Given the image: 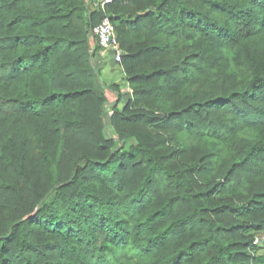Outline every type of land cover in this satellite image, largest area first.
I'll return each mask as SVG.
<instances>
[{"label":"trees","instance_id":"1","mask_svg":"<svg viewBox=\"0 0 264 264\" xmlns=\"http://www.w3.org/2000/svg\"><path fill=\"white\" fill-rule=\"evenodd\" d=\"M111 131L89 0H0V264H260L264 0H116Z\"/></svg>","mask_w":264,"mask_h":264},{"label":"rangeland","instance_id":"2","mask_svg":"<svg viewBox=\"0 0 264 264\" xmlns=\"http://www.w3.org/2000/svg\"><path fill=\"white\" fill-rule=\"evenodd\" d=\"M93 1L94 0H91V2L89 3L92 11L96 10ZM92 44L93 47H95L98 45V41L93 40ZM95 62L99 67L102 80L106 84L104 90L107 94L109 103L107 104L105 123L108 126L109 131H111V117L114 112L115 104H117L118 101L121 100L119 101L117 106L119 108H123L132 95V89L129 82L127 81V74L125 73L121 62H116L112 55H109V58H103L99 50L96 54ZM256 243L262 246L260 255L263 256V260H261L260 264H264V235L258 238Z\"/></svg>","mask_w":264,"mask_h":264},{"label":"built area","instance_id":"3","mask_svg":"<svg viewBox=\"0 0 264 264\" xmlns=\"http://www.w3.org/2000/svg\"><path fill=\"white\" fill-rule=\"evenodd\" d=\"M115 1L116 0H94L93 1L96 9L104 12L105 15L94 26L92 32L96 36L97 41L101 47L100 54L105 57L112 55L114 57V60L120 63L122 62L124 51L122 50L120 46L118 34L115 30V27L110 17L106 14L108 5L112 4ZM90 2L91 0H89V3Z\"/></svg>","mask_w":264,"mask_h":264},{"label":"crops","instance_id":"4","mask_svg":"<svg viewBox=\"0 0 264 264\" xmlns=\"http://www.w3.org/2000/svg\"><path fill=\"white\" fill-rule=\"evenodd\" d=\"M101 57V56H100ZM103 58L105 57V56H102ZM107 58H109V56H106Z\"/></svg>","mask_w":264,"mask_h":264}]
</instances>
